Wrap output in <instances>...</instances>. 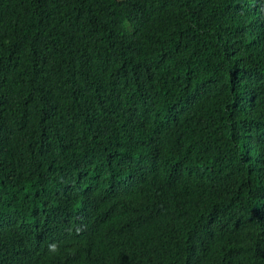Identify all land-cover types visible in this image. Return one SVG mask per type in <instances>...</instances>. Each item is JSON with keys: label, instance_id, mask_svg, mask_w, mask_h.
<instances>
[{"label": "trees", "instance_id": "trees-1", "mask_svg": "<svg viewBox=\"0 0 264 264\" xmlns=\"http://www.w3.org/2000/svg\"><path fill=\"white\" fill-rule=\"evenodd\" d=\"M0 264H264V0H0Z\"/></svg>", "mask_w": 264, "mask_h": 264}, {"label": "clouds", "instance_id": "clouds-1", "mask_svg": "<svg viewBox=\"0 0 264 264\" xmlns=\"http://www.w3.org/2000/svg\"><path fill=\"white\" fill-rule=\"evenodd\" d=\"M51 250H52V251H55L56 249H55V247L53 246Z\"/></svg>", "mask_w": 264, "mask_h": 264}]
</instances>
